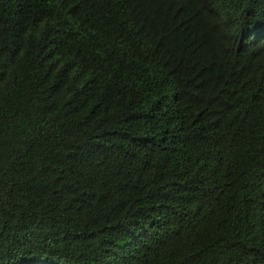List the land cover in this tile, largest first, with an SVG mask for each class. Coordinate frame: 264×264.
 <instances>
[{"label": "trees", "instance_id": "16d2710c", "mask_svg": "<svg viewBox=\"0 0 264 264\" xmlns=\"http://www.w3.org/2000/svg\"><path fill=\"white\" fill-rule=\"evenodd\" d=\"M0 264H264V0H0Z\"/></svg>", "mask_w": 264, "mask_h": 264}]
</instances>
